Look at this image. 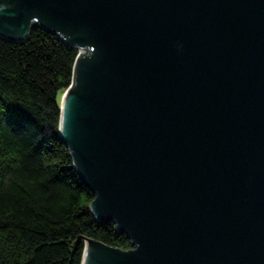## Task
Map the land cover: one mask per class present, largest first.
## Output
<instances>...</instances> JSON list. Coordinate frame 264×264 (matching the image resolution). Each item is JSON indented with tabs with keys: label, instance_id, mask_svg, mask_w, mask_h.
<instances>
[{
	"label": "water",
	"instance_id": "1",
	"mask_svg": "<svg viewBox=\"0 0 264 264\" xmlns=\"http://www.w3.org/2000/svg\"><path fill=\"white\" fill-rule=\"evenodd\" d=\"M36 29L78 53L59 136L133 247L85 264H264V0H0L1 38Z\"/></svg>",
	"mask_w": 264,
	"mask_h": 264
},
{
	"label": "trees",
	"instance_id": "2",
	"mask_svg": "<svg viewBox=\"0 0 264 264\" xmlns=\"http://www.w3.org/2000/svg\"><path fill=\"white\" fill-rule=\"evenodd\" d=\"M77 56L39 29L21 43L0 37V264H82L80 238L133 249L93 217L95 195L59 136Z\"/></svg>",
	"mask_w": 264,
	"mask_h": 264
},
{
	"label": "bare ground",
	"instance_id": "3",
	"mask_svg": "<svg viewBox=\"0 0 264 264\" xmlns=\"http://www.w3.org/2000/svg\"><path fill=\"white\" fill-rule=\"evenodd\" d=\"M65 94V93H64ZM64 94L62 95V97H61V100H60V102L62 103V101H63V99H64ZM60 103V104H61ZM88 239H82L81 240V244L83 245V247H84V254H83V258H84V260H83V263L82 264H85V260H86V247H87V245H88Z\"/></svg>",
	"mask_w": 264,
	"mask_h": 264
}]
</instances>
